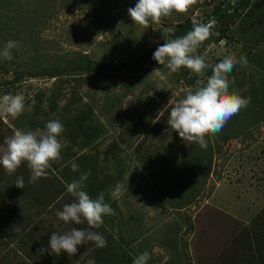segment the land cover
<instances>
[{
	"label": "rangeland",
	"instance_id": "rangeland-1",
	"mask_svg": "<svg viewBox=\"0 0 264 264\" xmlns=\"http://www.w3.org/2000/svg\"><path fill=\"white\" fill-rule=\"evenodd\" d=\"M27 1L18 16L4 14L0 7V50L9 40L19 42L18 49L12 50V59L0 56V97L9 93L25 96V110L18 118L0 116V145L6 137L21 130L18 125L24 131H35L29 123L31 118L44 124L57 119L49 113L48 100L60 92L62 96L57 102L61 116L62 108L70 103L73 112L90 105L105 125L107 132L99 144L88 149L74 148L73 153L80 158L98 157L100 178L112 179L108 188L114 189L118 183L122 186L121 195L114 200L115 215L111 218L116 225L115 236L131 243L127 246L128 253L135 255L146 250L153 257L151 264H238L235 258H230L235 253V242L260 246L256 244L252 226L258 216L264 217V114L259 103L264 91V9L244 12L227 40L203 53L200 48L197 50L196 54L204 56L209 65L227 56L234 55L237 60L245 56L247 64L238 63L228 74V79L235 81L229 92L249 99L250 103L232 116L220 132L205 136L207 147L202 151L213 156L205 163L204 171L208 167L211 173L207 180L201 176V187L193 195L194 188L187 187L185 177L195 171L196 164L189 158L194 142H182L169 128L167 119L175 102L212 75L208 74L211 67L201 76L183 67L170 73L165 66H150L139 76V85L129 67L121 72L92 73L84 67L81 75L61 78L28 75L45 68L51 72L57 66L69 64L79 54L88 55L94 64L129 65L142 47L157 49L171 40V32L179 23L187 20L194 25L205 24L214 7L228 0H196L186 13L173 12L148 28L134 25L128 15V9L135 7L138 0ZM261 1L252 0L253 4ZM157 68L161 71L153 72ZM182 71L185 73L181 76ZM18 74H23L22 81L13 83ZM190 81L194 83L189 84ZM132 83L136 87L129 90L126 86ZM257 85L261 88L251 89ZM40 93L46 97L42 105L36 98ZM170 99L173 103L168 105ZM38 105L49 115L32 117ZM58 139L62 145L61 158L51 162L48 171L60 176L53 164L58 166L69 159L68 165H72L77 157L66 156L71 143L62 133ZM122 165L128 168V173L119 181L114 180L124 168ZM0 170L7 173L2 166ZM15 175L23 177L25 188V179L31 175L26 162L6 177ZM15 181L10 179L11 186L8 191L5 189L10 199L23 194L24 188L15 187ZM185 191L188 196L181 204ZM66 201L73 202L63 198L59 204L64 206ZM45 209L36 218L33 214L28 227L21 226L25 228L23 237L34 230L35 240L41 239L42 247L53 232L63 234L72 228L58 219L55 209L49 211V206ZM185 224H193V229L189 230ZM20 246L17 241L9 251L0 249V263L4 262L5 253L11 254L6 264H86L96 254L95 246L90 247L89 253H82L79 246L72 257L66 253L28 257ZM236 246L243 253L241 244Z\"/></svg>",
	"mask_w": 264,
	"mask_h": 264
},
{
	"label": "clouds",
	"instance_id": "clouds-1",
	"mask_svg": "<svg viewBox=\"0 0 264 264\" xmlns=\"http://www.w3.org/2000/svg\"><path fill=\"white\" fill-rule=\"evenodd\" d=\"M196 0H138L135 7L128 9V15L134 25L148 28L151 24L159 23L162 17H169L173 12L186 13ZM214 21L207 24H197L183 37L166 40L158 46L152 59L160 66H165L170 73H176L182 67L193 73L204 75L205 69L211 67L212 75L205 81H199L195 91L188 92L185 98L175 102L168 114L167 124L177 133L182 142L198 143L201 148L207 147L204 139L208 134L220 132L228 120L250 103L249 99L229 92L230 84L235 81L228 79V74L239 63L247 64L245 56L239 60L227 56L219 63L209 65L204 56L197 55L200 46L212 35ZM19 42L9 40L0 50V56L12 59V50L18 49ZM160 68L153 72L159 73ZM163 78V76H161ZM173 103L170 99L168 105ZM25 110V96L9 93L0 97V116L18 118ZM63 125L58 119L46 123L45 129L35 131L16 130L13 135L4 139L0 145V166L11 175L23 164L27 163L30 170V183H36L42 177H47V169L51 162L61 158L62 145L58 137L63 132ZM79 165L72 163V171L76 172ZM91 175L90 170L81 173L78 179H73L67 185V192L75 199L57 210L55 215L66 225L86 224L80 229L72 227L63 234L53 232L48 240V247L38 249L39 254L55 253L60 256L66 253L68 257L75 256L79 246L85 242H93L96 248L107 245L106 238L98 229L105 215H115L114 209L105 201V193L101 192L93 199L85 191L86 181ZM15 187L24 188L23 177H17ZM122 186L118 183L107 193L111 199H118ZM150 254L145 251L134 259L133 264H147ZM86 264H96L94 259H88Z\"/></svg>",
	"mask_w": 264,
	"mask_h": 264
},
{
	"label": "trees",
	"instance_id": "trees-1",
	"mask_svg": "<svg viewBox=\"0 0 264 264\" xmlns=\"http://www.w3.org/2000/svg\"><path fill=\"white\" fill-rule=\"evenodd\" d=\"M235 1L236 4L233 3L234 0L221 2L219 5L215 6L213 11L209 14V16H207L208 19L205 24H207L209 21H214L215 23L211 29L212 35L200 46V53L205 52L214 44H220L222 41L227 40L229 34L236 26V22L242 19L243 16H245L244 12H250L252 10L258 11L261 8L264 9V0L258 4H253L252 0ZM26 4H28L27 0H0L1 12L3 11L4 14L8 15L13 13V16H18L20 13H22V6H25ZM253 13L255 12H252V16ZM15 19L17 18L15 17ZM194 26L195 25L190 22V20H187L184 23H179L177 27L171 32L170 38L175 39L177 37H183L189 31H191ZM155 50L149 49L147 47H142V50L138 52V54L136 51L135 54H137V57H135L129 65L112 62H96V64H94L88 55L79 54L77 58L71 59L69 61V64H66L63 67L57 66L51 72L48 71V68H45L42 69V71H38L37 73L30 74L28 76L39 77L46 75L49 78H61L67 75H81L85 70L84 67L87 68V70L91 73L96 71L104 72L108 70L121 72L123 71V69H125V67H129L128 70L130 71L132 77L137 80V83L139 85L141 82L139 76L144 74L145 68L158 65L157 62L152 59ZM5 72L8 73L7 71ZM184 73L185 72L182 71L180 75L182 76ZM208 74H212V71H209ZM260 76L262 77V75ZM22 78L23 74H18L13 83L21 82ZM193 83L194 81L189 82V84ZM134 84L135 83H132L126 87L129 90H133L136 87V85ZM5 85H8V83H5ZM257 88L259 89L261 87L257 85L256 87H252L251 89L258 90ZM1 92L2 89L0 88V93ZM59 94L60 92L53 94L49 98V113H53L54 117H56L62 123L64 129L62 134L71 143V145L66 150V156L71 159L72 157H77L75 163L79 165L78 170L76 172L72 171V165H68L67 162L69 159L65 162H60V165L58 166L57 164H53L54 167L58 169L60 176L52 173L51 171H48L51 169L50 166V168L47 169L48 173L51 172L48 179L47 177H42L36 183H30V178L25 179L27 186L22 191L25 196L22 194L17 199H10V196L7 195V191L11 186L9 182L10 179L14 181L17 179V177L20 176L15 175L14 177L9 178L6 177L8 176L7 173H5L3 170H0V249L6 248V250L9 251L10 246L18 241L21 245V249L25 252L24 254L28 257L37 256L39 254L35 252L38 251L39 247H42V241L41 239H39V241L35 240L34 230L28 231L23 237L25 228H22L21 226L26 225V227H28L29 224H27V222L32 218L33 214H35V218L37 215H41V212L42 214H44L46 211L45 207L49 206V211H53V209H55L56 211L62 209L63 206L59 204V202L63 198L74 201L75 198L67 192V185L71 183L73 179H78L81 173L87 172L89 170L91 172V175L86 181V187L84 190L87 191L93 199H95L99 193L104 192L105 201L109 203L113 209L116 207L115 201L107 195L108 191L110 190V187L108 188V186L112 179L109 176L100 178V171L98 169L97 163L98 157H87L83 155L80 158L76 155V153H73L74 148L80 147L83 149H88L99 144L103 140L102 138L107 132L105 125L100 122V117L95 113L94 107L90 105H87V107H85L86 109L84 110L81 109L78 112H73L71 111L73 104L70 103L62 108L64 111V115L61 116L58 113L59 105L57 100L62 95ZM36 98L42 105L45 102L46 97L44 94L40 93ZM263 98L264 91L262 97L259 100L260 107L262 108L263 112L262 114H264ZM256 101L258 100L256 99ZM41 105H38L36 107L32 117L36 115H49L47 112L42 110ZM29 123L32 126L31 129L34 130L37 128L44 130L46 125L44 123H40L35 119L33 120L32 118L29 119ZM19 126L20 125H18V128L22 130L23 127ZM192 148L193 150L190 154L191 157L189 158H191L192 162L196 164V167L198 165L199 168L194 167L195 171L193 170L185 177V184H188L187 187L189 189L190 187L194 188V191L192 189L189 190L193 191L194 195L195 189H199L201 187L199 183L201 176L205 177L206 180L210 176L211 168L207 167L206 171H204V165L205 163L212 160L213 155L210 153H204L202 150H206V148H201L198 143H194L192 145ZM208 152H211V150H209ZM187 159L188 158H186V160ZM125 172L128 173V168L124 166V168H121L120 171H118L117 177H115L114 180H116L117 178L118 181L122 179L125 175ZM179 173L181 174L182 171H180ZM178 181L176 179V183H178ZM1 188L4 190V192ZM170 188H173V186ZM5 189H7V191H5ZM138 189H135L137 193L140 191L144 192L142 188V190L140 191H138ZM183 194L186 195V191L183 192ZM187 196L188 195L184 196V199L181 198V204H184V200ZM66 204H69V201H66ZM111 216L112 215H105L104 217H102L104 223L98 229H93V231L101 233L107 241L106 247L98 249V251L96 248V254L94 255L93 259L95 260L96 264H133L134 259L146 250L141 251L140 253H136L135 255H133V253H128L127 246L131 245V243L129 241H125L123 239L124 237L117 238L115 236L116 225L115 222L112 221L113 219L111 218ZM69 224L72 227L80 229L87 227L86 224ZM185 225H188V228L190 227L189 230L193 229V224L191 226H189V224ZM262 231L264 232V217L258 216L257 220L252 226V232L254 237H256V244L258 245H264V233ZM21 236L22 238H20ZM239 244H241V251L243 253H255L256 248L264 249L263 245L262 247L257 245L255 247V245H247L245 241H241V243ZM239 244L235 242V253L240 252L239 246H236ZM47 245L48 242L45 243V246ZM94 246L95 245L93 242H85L83 245H81L80 250L82 253H89L90 247ZM10 255L11 254L9 253H5L3 255L4 262L0 264L8 263L7 258L10 257ZM152 258L153 257L150 254V259L147 261V264H151V262L153 261Z\"/></svg>",
	"mask_w": 264,
	"mask_h": 264
},
{
	"label": "crops",
	"instance_id": "crops-1",
	"mask_svg": "<svg viewBox=\"0 0 264 264\" xmlns=\"http://www.w3.org/2000/svg\"><path fill=\"white\" fill-rule=\"evenodd\" d=\"M262 245L263 244H261L260 247H262ZM230 258H235L238 264H264V249L256 248L255 253H233Z\"/></svg>",
	"mask_w": 264,
	"mask_h": 264
}]
</instances>
